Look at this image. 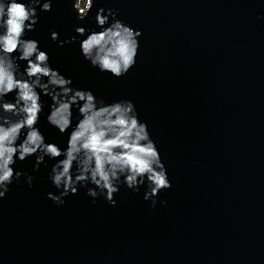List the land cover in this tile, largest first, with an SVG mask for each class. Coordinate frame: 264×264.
<instances>
[{
	"label": "water",
	"instance_id": "95a60500",
	"mask_svg": "<svg viewBox=\"0 0 264 264\" xmlns=\"http://www.w3.org/2000/svg\"><path fill=\"white\" fill-rule=\"evenodd\" d=\"M100 8L142 33L136 64L119 79L84 59V37L59 46L76 27L99 31ZM36 11L25 38L74 89L135 105L172 187L155 207L147 184L133 192L122 183L115 207L93 201L92 184L58 206L48 199L59 195L49 178L57 160L38 171L36 156L17 161L24 175L0 201V264H264V0H94L83 21L74 0ZM41 102L36 127L66 148L68 133L47 122L53 101L41 93ZM78 119L74 106L73 126Z\"/></svg>",
	"mask_w": 264,
	"mask_h": 264
},
{
	"label": "clouds",
	"instance_id": "9594fccd",
	"mask_svg": "<svg viewBox=\"0 0 264 264\" xmlns=\"http://www.w3.org/2000/svg\"><path fill=\"white\" fill-rule=\"evenodd\" d=\"M52 3L53 0H0V201L13 181L24 175L15 170L17 161L36 156L34 171L46 157L57 160L49 178L59 195L49 193L48 199L58 206L65 203V197L75 196L79 188L92 184L95 187L88 188L86 194L93 201L103 196L115 207V195L122 183L133 192L147 184L143 198L151 200L155 207L156 197L171 189L172 184L135 105L127 100L106 104L90 90L74 89L70 78L50 66L49 56L40 50L39 42L25 38L26 33L35 31L37 7L41 12H50ZM87 4L88 10L83 11L74 0L78 20H85L94 0H87ZM104 13L105 9L100 8L95 16L99 31L86 34L84 27H76V36L60 41L59 46L75 43L77 36L84 37L80 41L84 59L99 72L119 79L135 66L142 33L117 20L112 9ZM51 39L57 41L59 34L52 32ZM18 62H25L23 71ZM13 93L14 101L6 99ZM41 93L53 101L48 124L61 135L68 133L64 149L46 142L36 127L44 110ZM74 106L79 116L75 126ZM32 181L33 177L27 176L29 187Z\"/></svg>",
	"mask_w": 264,
	"mask_h": 264
},
{
	"label": "trees",
	"instance_id": "16d2710c",
	"mask_svg": "<svg viewBox=\"0 0 264 264\" xmlns=\"http://www.w3.org/2000/svg\"><path fill=\"white\" fill-rule=\"evenodd\" d=\"M79 8L83 11H85L87 7V1L86 0H78Z\"/></svg>",
	"mask_w": 264,
	"mask_h": 264
}]
</instances>
